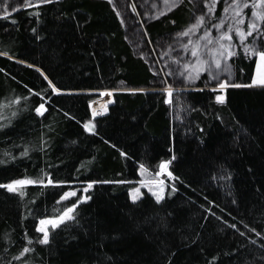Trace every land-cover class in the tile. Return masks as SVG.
Here are the masks:
<instances>
[{
    "label": "trees",
    "instance_id": "trees-1",
    "mask_svg": "<svg viewBox=\"0 0 264 264\" xmlns=\"http://www.w3.org/2000/svg\"><path fill=\"white\" fill-rule=\"evenodd\" d=\"M191 1L173 0L145 15L133 0L143 55L132 45L127 18L109 0H56L40 7V20L29 15L35 9L23 7L12 12L18 23L0 19V51L9 53L0 56V99L27 97L26 107L0 128V160H8L0 164V184L35 177L42 168L72 181L28 186L25 196L0 188V264H23L12 257L26 245L36 249L28 254L34 264H264V88L213 91L207 72L192 84L176 72L169 76L170 64H159L174 35L201 13L199 0L198 14ZM233 61L230 83H250L256 58ZM41 68L73 91L46 101L52 90ZM168 84L172 104L162 91ZM132 88L144 91H113L108 114L92 118L89 105L99 92ZM221 94L225 103L215 99ZM41 102L48 108L43 117L33 110ZM89 119L98 135L84 129ZM26 148L29 155L21 156ZM165 160L178 179H167L164 200L143 190L132 201L142 173L156 176ZM89 180L112 182L90 188L76 220L51 229L50 242L39 244V219L60 215ZM69 189L80 191L58 203ZM29 237L36 242L28 245Z\"/></svg>",
    "mask_w": 264,
    "mask_h": 264
},
{
    "label": "snow or ice",
    "instance_id": "snow-or-ice-1",
    "mask_svg": "<svg viewBox=\"0 0 264 264\" xmlns=\"http://www.w3.org/2000/svg\"><path fill=\"white\" fill-rule=\"evenodd\" d=\"M56 2V0H23L22 3H13L11 10H9L8 0H4L3 3H0V8L3 11H0V19L10 20L11 23L15 24L18 21L12 16V12H15L19 8L23 7L33 8L35 11L29 13V15H34L37 20H40L42 13L39 11L40 7L44 4H51ZM111 3L112 0H109ZM202 4L206 7L207 11H202L195 18L194 22L190 23L184 30L176 33L178 38L188 37L187 41L183 39H178L177 44L180 48L184 50V55L187 56L190 53V56L194 59L183 60L182 58H174L175 62L178 65H182V69L178 68L176 74L180 77H184L189 83H192L196 80H199L201 74L204 72L208 73L207 83L215 81L216 84L212 88L213 91L216 90H226L228 87H261L264 88V0H224L222 8V16L216 17L215 11L216 6L220 3V0H201ZM167 3V0H165ZM135 8V5H133ZM251 9V12H245V9ZM117 15L120 13L117 11ZM207 17V20H206ZM215 21V22H212ZM175 21H173L174 23ZM247 22V23H246ZM121 23H123V18H121ZM217 30V35L213 36L212 30ZM34 33L37 32V29L32 28ZM235 37V39H234ZM251 38V39H249ZM171 48V45L169 46ZM243 55L245 58L252 59L256 58L255 63V75L251 79L250 83H230L227 77L233 75V58H240ZM0 56H9L7 51H0ZM15 59V57H10ZM20 63H27L26 61H20ZM193 65L197 66V71L194 73L191 71ZM30 67H36V65H29ZM39 71L44 75V79L47 80L48 85L51 87V94L45 97L46 101L51 100V96L55 94H61L64 92H71L73 90L66 89L63 87H58L56 83H53L52 79H49L47 73H44V70L41 68ZM154 74H160L164 69L156 70L154 69ZM226 74V75H225ZM168 75H173L171 70L168 71ZM207 86V85H206ZM144 91L143 89H105L104 94L110 95L112 91ZM202 90V89H201ZM91 91V90H89ZM162 91L167 93V103H173V86L168 84V86ZM183 91V89H181ZM39 95V93H37ZM215 99L220 103H225V95H217ZM27 100V97L19 96L13 94L11 98L4 97L0 99V121L5 123H0V128L6 127L11 123L10 117H15L21 107H26V104H22V101ZM94 103V101H93ZM5 110L10 111V116L6 114ZM39 116L43 117L48 111V108L45 106L44 102L39 103L33 109ZM104 111L107 112V106L104 105ZM101 115L96 108H92V117L95 118ZM75 119V117H73ZM83 127L87 132L97 134L96 125L93 123L92 119H89L87 122L83 123ZM44 147L47 146V140L42 139L41 141ZM116 147V145H113ZM127 155V153H122ZM6 157L15 160L16 157L12 155L11 152H5ZM21 156H28L29 151L26 148L20 153ZM175 159V156L172 157ZM8 163L7 159L0 160V164ZM171 160H165L160 164V169L163 172H167L169 177L173 179H178L175 177L173 172L169 171V164ZM84 165H81L83 167ZM47 167H52L48 165ZM140 169L143 171H148V168L145 164L141 163L139 165ZM160 175V173H157ZM112 181H96L89 180L87 182V187L83 189V194L78 197L76 201L63 208L61 214L58 216H46L39 219L38 226L36 231L42 233V237L38 239V243L46 245L50 242V229H55L66 221H75L76 215L75 210L77 209L79 203L90 200L91 196L86 193L90 188H92L96 183H111ZM123 181H117V183H122ZM70 180H58L53 178V174L50 171L42 168L40 172L35 177L25 176L23 178L13 179L8 183L0 184V188H5L10 192L18 193L20 196L27 195L28 186H41L47 188L48 186L58 187L66 184H70ZM143 183V182H141ZM160 184V191L154 193L157 201L164 200V185L165 180L161 179L158 181ZM151 190V189H149ZM173 190L175 186L173 185ZM78 189H69L64 191L60 196L58 203L60 201H65L71 197H76ZM134 195L133 199H138L140 193L139 188H133L131 190ZM227 223V222H225ZM233 228L236 227L235 224L231 225ZM253 232H256L255 228L251 229ZM262 233L257 232V235ZM251 239V237H249ZM36 241L33 238H28V245L35 243ZM255 243V241H253ZM264 248V245H261ZM29 253H36L34 247L23 246L19 250L18 255H13V260H22L23 264H34L33 260L28 258ZM8 264H11V261H8ZM42 264V262H41Z\"/></svg>",
    "mask_w": 264,
    "mask_h": 264
},
{
    "label": "rangeland",
    "instance_id": "rangeland-1",
    "mask_svg": "<svg viewBox=\"0 0 264 264\" xmlns=\"http://www.w3.org/2000/svg\"><path fill=\"white\" fill-rule=\"evenodd\" d=\"M191 1V0H190ZM4 2V0H0V3H3ZM8 2H9V10H11V6H12V4L13 3H17V2H19V3H22L23 2V0H8ZM142 2V1H141ZM191 2H193V5H194V8H195V11L197 12V14H198V10H197V7H196V3L198 2L197 0H192ZM199 3L202 5V9H201V12L202 11H207L206 10V7L202 4V2H201V0H199ZM145 6V15H150L151 13H153V12H159V10H161V9H163L164 8V6L163 5H159L158 4V0H146V2L144 3V4H141V8L142 7H144ZM205 8V9H204ZM146 9L147 10H149V11H146ZM141 10H143V9H140V10H138V12L140 11L141 12ZM246 10H250L251 11V9L249 8V9H245V12H246ZM0 11H3V9L2 8H0ZM140 14V13H139ZM133 15V14H132ZM132 15H128V17H126L127 19H126V25H127V31H128V35H129V38L131 39V41L133 42V47L135 48V51H136V53L139 55V54H144L145 53V51L143 50L144 48H142V45L140 44V42H141V38H140V36L138 35V33H140V32H142L143 31V27H141L142 26V23H141V25L139 24V26L138 25H136V23L134 22V21H132ZM214 31V32H213ZM212 34H213V36H216L218 33H217V30L216 29H213L212 30ZM174 36H176V35H174ZM187 39H188V37H186ZM179 38H176L175 40H172V42H171V48L170 49H167V52L165 53V54H162V56H161V60L159 59V64H166V63H168V64H170V67L172 66V68H169L170 70H172V72H176V67H179V68H181L182 67V65H178L176 62H175V59L174 58H182L183 60H189V59H194V58H192L191 56H190V53H189V55H187V56H185L184 55V50L182 49V48H180L179 47V45L177 44V40H178ZM187 39H183L184 41H187ZM137 43V44H136ZM136 45V46H135ZM137 45H139V46H137ZM169 45V46H170ZM139 47V48H138ZM148 59V58H147ZM150 60V59H149ZM149 63H152V62H149ZM196 67V68H195ZM193 70H195V71H197L198 69H197V66L196 65H193V69H191V71H193ZM226 75V74H225ZM184 77H182V79H183ZM229 80H230V77H227ZM177 83H183V84H185L186 86H187V82H185L184 83V81L183 80H179ZM193 84V83H192ZM215 84H216V82L215 81H212V85L213 86H215ZM108 99H110V101H108L107 102V104H106V106H107V109H108V111H109V104L111 103V105H113V102H114V99H113V91L111 92V94L110 95H105L104 94V91H102V92H99V97L97 98V101L99 100V101H101V102H103V101H105V100H108ZM96 100V99H95ZM103 105V104H102ZM89 107H91V104L89 105ZM102 111V110H101ZM101 113V115L100 116H102L103 115V113H106L105 111H104V106H103V111L102 112H100ZM108 113V112H107ZM91 115H92V112H91ZM93 118V117H92ZM170 165V164H169ZM170 167V166H169ZM169 171H170V168L168 169ZM158 173H160V175H157L156 174V176H155V174L154 175H149L148 177H149V179L148 178H146L147 177V175H146V173H142L143 175V178H142V180L136 185V187L135 188H139L140 189V193H143V190H146V191H149V192H151V193H158L159 191H160V184L158 183V181L159 180H161V179H163V180H165V183L167 182V179L168 178H170L168 175H167V172H163L161 169H160V171L158 172ZM141 182H143V183H141ZM149 189H151V190H149ZM133 195H134V193L131 191L130 192V198H131V200L132 201H136L137 199H133ZM164 195H165V185H164ZM142 195H139V198L141 197ZM155 196V195H154ZM156 197V196H155ZM51 230V229H50ZM43 235V234H42Z\"/></svg>",
    "mask_w": 264,
    "mask_h": 264
},
{
    "label": "crops",
    "instance_id": "crops-1",
    "mask_svg": "<svg viewBox=\"0 0 264 264\" xmlns=\"http://www.w3.org/2000/svg\"><path fill=\"white\" fill-rule=\"evenodd\" d=\"M169 1H171V0H167V5L173 3V0H172V2H169ZM137 2L141 5V4H144L146 2V0H137ZM111 3H112L113 8L115 9V11L116 12L119 11V13L122 17L126 18V17H128V15L130 16L134 13L133 11L135 10V8H133V5H135V4H134L133 0H112ZM158 4L164 5L165 0H158ZM172 7L174 8L173 5H172ZM142 8L144 11L143 13H145V6ZM146 11H149V10L146 9ZM110 106H111V103L109 104V107ZM90 110H91V107H90ZM101 110L103 111V109H101ZM106 114H108V113L107 112L103 113L102 116H105ZM102 116L99 115L98 117H102Z\"/></svg>",
    "mask_w": 264,
    "mask_h": 264
},
{
    "label": "bare ground",
    "instance_id": "bare-ground-1",
    "mask_svg": "<svg viewBox=\"0 0 264 264\" xmlns=\"http://www.w3.org/2000/svg\"><path fill=\"white\" fill-rule=\"evenodd\" d=\"M93 101H94V103H93ZM90 104H91V110H90V112H92V108H96L97 109V111H99V112H101V109H103V106L104 105H106L107 104V102L108 101H110V99H108V100H105V101H103V102H101V101H97V99L96 100H93ZM103 104V105H102ZM92 116V115H91ZM98 117V116H97ZM97 117H95V118H97ZM94 119V118H93Z\"/></svg>",
    "mask_w": 264,
    "mask_h": 264
}]
</instances>
